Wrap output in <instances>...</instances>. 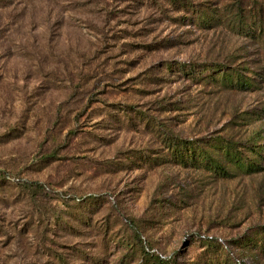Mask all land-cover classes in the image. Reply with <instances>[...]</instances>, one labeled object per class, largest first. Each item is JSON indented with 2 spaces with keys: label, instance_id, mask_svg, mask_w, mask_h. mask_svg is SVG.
I'll use <instances>...</instances> for the list:
<instances>
[{
  "label": "rangeland",
  "instance_id": "obj_1",
  "mask_svg": "<svg viewBox=\"0 0 264 264\" xmlns=\"http://www.w3.org/2000/svg\"><path fill=\"white\" fill-rule=\"evenodd\" d=\"M238 262L264 264V0H0V264Z\"/></svg>",
  "mask_w": 264,
  "mask_h": 264
},
{
  "label": "built area",
  "instance_id": "obj_2",
  "mask_svg": "<svg viewBox=\"0 0 264 264\" xmlns=\"http://www.w3.org/2000/svg\"><path fill=\"white\" fill-rule=\"evenodd\" d=\"M204 239H206V237L205 236H202ZM209 238H211V237H209ZM239 264H241L240 262H238Z\"/></svg>",
  "mask_w": 264,
  "mask_h": 264
},
{
  "label": "trees",
  "instance_id": "obj_3",
  "mask_svg": "<svg viewBox=\"0 0 264 264\" xmlns=\"http://www.w3.org/2000/svg\"><path fill=\"white\" fill-rule=\"evenodd\" d=\"M205 241H207V239H205Z\"/></svg>",
  "mask_w": 264,
  "mask_h": 264
}]
</instances>
